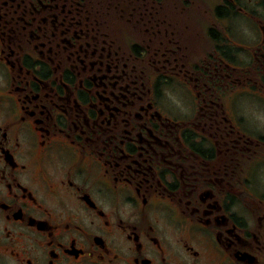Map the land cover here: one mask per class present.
<instances>
[{
	"label": "flooded vegetation",
	"instance_id": "1",
	"mask_svg": "<svg viewBox=\"0 0 264 264\" xmlns=\"http://www.w3.org/2000/svg\"><path fill=\"white\" fill-rule=\"evenodd\" d=\"M242 1L0 0V264H264Z\"/></svg>",
	"mask_w": 264,
	"mask_h": 264
},
{
	"label": "rangeland",
	"instance_id": "2",
	"mask_svg": "<svg viewBox=\"0 0 264 264\" xmlns=\"http://www.w3.org/2000/svg\"><path fill=\"white\" fill-rule=\"evenodd\" d=\"M242 3H243V5H244V3L247 4L246 8H248V9L260 10L261 12L264 13V0H258V1H256V0H250V1L243 0ZM251 27H252L251 24H249V26L244 25L242 27V31L246 35L251 34L250 38H252L254 35V31L252 30Z\"/></svg>",
	"mask_w": 264,
	"mask_h": 264
}]
</instances>
